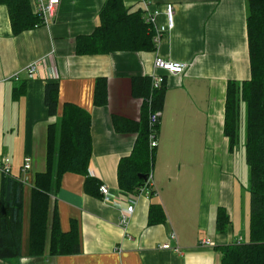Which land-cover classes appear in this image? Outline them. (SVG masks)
Wrapping results in <instances>:
<instances>
[{
    "label": "crops",
    "instance_id": "crops-1",
    "mask_svg": "<svg viewBox=\"0 0 264 264\" xmlns=\"http://www.w3.org/2000/svg\"><path fill=\"white\" fill-rule=\"evenodd\" d=\"M59 1L49 26L19 34L13 31L8 7L0 3V163L9 159L12 176L23 183L25 157L33 159L29 182L43 173L48 128L62 117L66 105H72L91 117L88 175L110 188L113 198L105 203L100 192L86 191V177L66 173L52 197L51 215L55 210L62 233L76 228L80 252L52 257L48 245L43 257L33 258L31 196L25 193L22 256L0 259V264H221L223 247L250 241L245 141L231 148L225 135L229 83L251 79L249 0H124L144 19V5L151 2L150 10L160 11L159 26H166V5H173L174 29L152 51L99 55H79L77 45L101 25L107 0ZM29 2L34 11L36 1ZM50 53L47 65L28 79L26 69ZM158 58L188 68L171 75L155 68ZM155 76L165 83L152 179L145 190L130 191L121 186L119 168L133 154L140 128L148 121L145 102ZM49 82L58 84L57 114L52 117L45 105ZM23 84L25 92L17 98ZM98 86L103 104L96 100ZM2 179L0 173V201ZM132 205L123 227L122 214ZM153 206L160 209L156 224H150ZM220 209L230 221L224 233L217 230ZM206 239L214 246H203ZM165 245L171 250L162 249Z\"/></svg>",
    "mask_w": 264,
    "mask_h": 264
},
{
    "label": "trees",
    "instance_id": "trees-1",
    "mask_svg": "<svg viewBox=\"0 0 264 264\" xmlns=\"http://www.w3.org/2000/svg\"><path fill=\"white\" fill-rule=\"evenodd\" d=\"M10 13L15 34L42 26L41 17L33 11L29 0H0ZM247 29L251 79L242 83H229L226 98L225 135L230 147L239 144L242 107L246 115L244 142L247 164L250 169L251 222L250 241L223 247L221 264H264V0H249ZM101 25L93 35L78 39L79 55L109 54L118 50L152 51L154 29L145 23L141 11H130L124 0H107L100 13ZM165 83V82H164ZM163 86L146 97L149 111L146 125L140 128L133 154L121 162L119 180L130 191L149 185L155 149L150 137L158 136L159 124L150 125V117L159 113L162 105ZM58 84L49 82L45 89V105L50 117L56 116ZM25 92V84L16 90V97ZM97 103L103 104L105 96L98 86ZM149 100L151 102L149 103ZM115 122L123 120L114 119ZM136 128V125H135ZM92 154L90 114L72 105H66L62 117L48 128L46 170L32 179L31 221L29 255L52 257L73 255L80 252L79 235L75 229L62 233L57 213L51 215L52 197L59 190L63 176L74 172L86 177L85 188L89 193L100 192L99 182L88 175ZM140 177H147L144 180ZM24 184L12 175H3L0 201V259L7 261L22 256ZM95 190V191H94ZM94 191V192H93ZM150 224L159 223V207H152ZM163 219V217H162ZM229 217L220 209L217 230L224 233Z\"/></svg>",
    "mask_w": 264,
    "mask_h": 264
},
{
    "label": "built area",
    "instance_id": "built-area-1",
    "mask_svg": "<svg viewBox=\"0 0 264 264\" xmlns=\"http://www.w3.org/2000/svg\"><path fill=\"white\" fill-rule=\"evenodd\" d=\"M35 1H36L35 12L42 19L41 25L49 26L51 21L56 17L57 7L60 1L59 0H35ZM144 6H145L144 21L146 24L151 25L154 29H156L153 41H154V44L157 46L161 42L163 35L174 29V26H175L174 7L171 4L166 5L165 13H166L167 24L166 26H159L157 20L160 15V11L159 10L151 11L150 10L151 2L150 3L146 2ZM52 56H53V53H50L49 56L44 57L35 63H32L25 71L27 78L34 79L38 73L39 67L47 65L48 61L52 58ZM155 68L158 70H162L171 75H181L187 70L188 65L185 63H176V62L163 60L162 58H158L155 61ZM16 80H18V78ZM164 82H165V79L162 76L153 77V81H152L153 90L161 89ZM150 102L151 100H149V103ZM158 123H159V113H155L151 115L150 117L151 127L154 128L156 125H158ZM150 142H151V149H155L158 143H157V137H155L154 134L150 137ZM32 170H33V159L27 156L24 159L23 168H22V171L25 174V178L27 181L26 184L31 179ZM0 173L2 175H7V176L12 175V168H11L9 159L7 158L2 159L0 163ZM151 179H152V176H150L149 178V185L151 183ZM149 185L146 186L145 188L149 187ZM145 188H143V190H145ZM100 193L105 203H109L113 198V192L107 186H104V185L101 186ZM134 208L135 207L133 205L129 206L126 212L122 214V217L120 220L121 226L123 227L127 226L129 215L133 213ZM172 238L174 237L172 236ZM201 243L205 247L214 246L213 242L209 239L203 240ZM242 243L243 241L240 240L239 244H242ZM162 249L171 250V246L165 245L162 247ZM174 251L178 252V249H174Z\"/></svg>",
    "mask_w": 264,
    "mask_h": 264
},
{
    "label": "rangeland",
    "instance_id": "rangeland-1",
    "mask_svg": "<svg viewBox=\"0 0 264 264\" xmlns=\"http://www.w3.org/2000/svg\"><path fill=\"white\" fill-rule=\"evenodd\" d=\"M245 126H246V115H245V108L244 106L242 107V113H241V123H240V130H239V140H240V144L241 145L242 141L246 139V130H245ZM238 146V147H239ZM32 181L29 183H25L24 184V191L26 193V195L28 197H30L32 195ZM31 212V209H30Z\"/></svg>",
    "mask_w": 264,
    "mask_h": 264
},
{
    "label": "water",
    "instance_id": "water-1",
    "mask_svg": "<svg viewBox=\"0 0 264 264\" xmlns=\"http://www.w3.org/2000/svg\"><path fill=\"white\" fill-rule=\"evenodd\" d=\"M140 178H142V179H144V180H147V177H140Z\"/></svg>",
    "mask_w": 264,
    "mask_h": 264
}]
</instances>
